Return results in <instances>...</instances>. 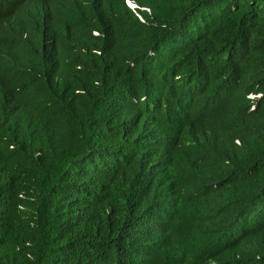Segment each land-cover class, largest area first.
<instances>
[{
    "label": "trees",
    "instance_id": "1",
    "mask_svg": "<svg viewBox=\"0 0 264 264\" xmlns=\"http://www.w3.org/2000/svg\"><path fill=\"white\" fill-rule=\"evenodd\" d=\"M0 264H264V0H0Z\"/></svg>",
    "mask_w": 264,
    "mask_h": 264
},
{
    "label": "clouds",
    "instance_id": "2",
    "mask_svg": "<svg viewBox=\"0 0 264 264\" xmlns=\"http://www.w3.org/2000/svg\"><path fill=\"white\" fill-rule=\"evenodd\" d=\"M127 3H128L129 6L132 5V3L130 1H127ZM133 7H134V4H133Z\"/></svg>",
    "mask_w": 264,
    "mask_h": 264
},
{
    "label": "water",
    "instance_id": "3",
    "mask_svg": "<svg viewBox=\"0 0 264 264\" xmlns=\"http://www.w3.org/2000/svg\"><path fill=\"white\" fill-rule=\"evenodd\" d=\"M130 6H132V7H133V4H132V5H130Z\"/></svg>",
    "mask_w": 264,
    "mask_h": 264
}]
</instances>
